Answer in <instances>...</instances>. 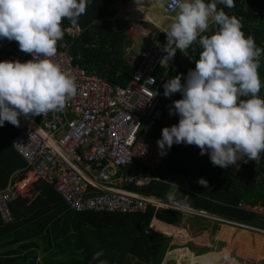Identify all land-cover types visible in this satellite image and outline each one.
I'll return each mask as SVG.
<instances>
[{"label":"trees","instance_id":"trees-1","mask_svg":"<svg viewBox=\"0 0 264 264\" xmlns=\"http://www.w3.org/2000/svg\"><path fill=\"white\" fill-rule=\"evenodd\" d=\"M116 2L90 0L76 22L82 27L81 33L74 38L63 33L62 38L69 43L68 52L88 73H96L113 85H125L134 64L123 55V45L129 43L123 31L127 19L116 15ZM217 8L238 18L243 33L250 35L264 53V0H233V7L217 4ZM66 25L71 23L62 18V29ZM200 50L195 41L181 52L176 50L163 83L177 73L183 82ZM178 98L179 92L167 97L163 117L152 128V136L159 137L162 126L177 122L169 107ZM20 127V123L14 126L8 121L0 126V189L13 172L23 176L25 160L10 144ZM231 166L233 174L223 176L224 168L213 165L207 153L200 155L195 145L174 143L150 172L156 178L133 189L162 199L172 193L184 204L264 229V215L249 210L256 204L264 206V152L258 160H237ZM199 177L207 186L197 183ZM32 187L37 190L32 199L19 194L9 203L11 221L3 222L0 216V264H96L92 255L97 251L102 252L107 264H131L128 258L133 264H161L171 247L170 238L146 228L154 218L158 228L170 232L173 227L167 225H178L184 216L175 209L155 210L153 206L133 213L76 212L67 207L52 185L36 180ZM240 201L243 208L237 206ZM37 247L44 253L42 262L36 260Z\"/></svg>","mask_w":264,"mask_h":264},{"label":"clouds","instance_id":"clouds-1","mask_svg":"<svg viewBox=\"0 0 264 264\" xmlns=\"http://www.w3.org/2000/svg\"><path fill=\"white\" fill-rule=\"evenodd\" d=\"M90 0H0V39L15 41L26 60L0 59V126H18L25 119L59 111L76 94L70 73L52 57L63 37L61 20L76 24ZM217 4L233 7V0H168L174 10L160 46L167 63L176 50L194 41L200 46L193 68L164 81L163 95L179 92L169 107L177 122L162 126L156 140L164 156L176 143L195 145L213 165L225 168L237 160H258L264 152V97L258 95V57L262 49L241 30L234 15ZM181 52V51H180ZM160 59V60H161ZM197 183L207 186L199 177ZM172 199V193L166 194ZM102 252L96 264H107Z\"/></svg>","mask_w":264,"mask_h":264},{"label":"built area","instance_id":"built-area-1","mask_svg":"<svg viewBox=\"0 0 264 264\" xmlns=\"http://www.w3.org/2000/svg\"><path fill=\"white\" fill-rule=\"evenodd\" d=\"M137 3L138 0H117L116 14L122 6ZM164 11H173L168 0ZM62 30L74 38L82 27L76 23ZM123 31L129 40L126 51H131L140 37L145 40L144 52L125 85H113L96 73H88L68 52L69 43L63 38L57 41L52 59L74 78L76 94L66 100L62 110L27 119L18 117L21 127L10 144L26 164L23 176L19 177V171L13 172L0 189L3 222L12 220L9 203L17 195L27 194L31 183L40 180L52 185L67 207L76 212L133 213L153 206L155 210L170 208L184 215L263 230L210 215L207 210L174 197L162 199L133 189L156 178L150 172L162 160L156 145L159 137L150 133L163 117L167 100L163 95V78L173 57L167 63L161 59L164 53L159 44L160 30L146 31L139 21L129 18ZM29 58L14 40L0 39V59ZM158 73L160 76L156 77ZM237 206L244 207L241 201ZM249 210L264 215L263 205L256 204ZM154 221L153 218L146 231H158Z\"/></svg>","mask_w":264,"mask_h":264},{"label":"rangeland","instance_id":"rangeland-1","mask_svg":"<svg viewBox=\"0 0 264 264\" xmlns=\"http://www.w3.org/2000/svg\"><path fill=\"white\" fill-rule=\"evenodd\" d=\"M164 0H151L150 5L152 4L151 8V13L149 14L148 12H145L143 10H141L140 8L142 7L140 1L138 2V5H136L135 7H131V11L133 9H136L138 11H135V13L133 14L134 17L137 21H139L142 25L143 24H151L153 25L157 30H160V34H159V44L160 46H162L166 41H165V33L164 31H162V29H166L168 27V25L172 22L171 19L168 18V16L172 15L173 13H164L162 10L161 6V2L163 3ZM146 3V2H145ZM145 3L143 5H145ZM140 7V8H139ZM125 8H122V10H124ZM122 10L120 9L118 11V13H122ZM157 11V12H156ZM156 12V14H155ZM163 15H167L166 17H164ZM144 45H145V40L144 38L140 37L139 41L137 43H135L132 46V52L134 53H138V54H143L144 52ZM125 51V54H129V51ZM131 56V55H130ZM137 57H133L131 56V61L130 63H134V66L137 64L138 59H136ZM257 73L260 79V90L258 92L259 96H263L264 97V53H262L259 57H258V67H257ZM162 157V156H161ZM229 166V167H228ZM227 167H225L222 171L223 176H231L234 172V169H232L231 165H228ZM175 193V192H173ZM173 195V194H172ZM210 215H215L212 214L210 212H208ZM187 218H193L194 220H197L196 223L194 224L196 228V231L191 230L192 237L189 239V241H191V246L192 248H201L203 250H201L203 253L204 252H208L210 255L208 256H204V261H202L200 258L202 255H200L199 257H195L196 259H193V261H190L189 263H185V261L183 260V257L180 256H176V252L177 250L170 248L169 250H166L163 258H162V263L161 264H257L256 263V256H258V254L253 255L252 253H249L251 251V248L248 252H246L245 254H242V251L239 250L238 247H236L234 245V243L232 242V240L236 237V232L240 233L241 232V228L244 229L245 231H253V232H257L259 234H261L262 236H264V229L263 230H256L255 229H250L249 227H241L238 226L236 224H232V223H226V222H222L216 219H208V218H201L198 216H194L191 215ZM218 224L219 222V227L220 224L223 223V225H226L228 227V229L230 228L231 231H229V233L226 235V231L224 232L223 230L221 232H223L224 234L221 235L222 237L219 238H215L216 235V231H218ZM211 230V234H209V229ZM160 229V228H159ZM158 229V231H160ZM261 229V228H260ZM242 231L241 232V236H244V241H246L247 239H249L250 237L248 236V233ZM162 233H164L165 235H167L170 239V242L173 238H171L173 235L170 232L167 231H160ZM247 234H245V233ZM203 233H207L209 234V236H213L214 238H208V240L206 239L205 241L206 244L203 242V239H199L196 238L195 234H199V236H201L200 238H203L205 236L201 235ZM214 233V234H213ZM245 234V235H243ZM195 236V237H194ZM237 237H239L237 235ZM254 236H252L251 238H253ZM177 238V237H175ZM174 240H177L175 239ZM205 238V237H204ZM224 238V239H223ZM223 239V240H222ZM226 239V240H225ZM194 240V241H193ZM200 240V241H199ZM226 243H225V241ZM262 238H260L258 240V249L261 248L259 250V254L264 252V245L262 243ZM178 241V240H177ZM248 241V240H247ZM179 245L183 244L182 242L178 241ZM223 242V243H222ZM249 242V247H251V242L252 240L248 241ZM176 247V246H175ZM209 249V251H208ZM183 251V249L180 250V253ZM255 256V257H253ZM38 257V256H37ZM36 257V260L39 261L41 260V258L39 257V259ZM130 263L133 264L132 259L128 258ZM135 260V259H134ZM136 261V260H135Z\"/></svg>","mask_w":264,"mask_h":264},{"label":"crops","instance_id":"crops-1","mask_svg":"<svg viewBox=\"0 0 264 264\" xmlns=\"http://www.w3.org/2000/svg\"><path fill=\"white\" fill-rule=\"evenodd\" d=\"M140 1V3H141V5H142V7L140 8L141 10H143V11H145V12H148L149 14L151 13V8L150 7H152V8H154L153 6H152V4L150 5V3H151V0H138V2ZM167 0H164L163 1V3L161 2V6L160 7H162V10H163V12L164 13H166L165 11H164V4H165V2H166ZM146 2V3H145ZM145 3V5H143ZM136 5H138V3L136 4ZM136 5H132V6H130V5H125V6H122L120 9L122 10V8H125L124 10H122V13H118L117 12V14L116 15H120V16H124L126 19H135V18H133L134 17V13H135V11H138V10H136V9H133L132 11H131V7L133 8V7H135ZM157 12V11H156ZM156 12H155V14H156ZM168 13H173L172 15H170V16H168V18L169 19H171V20H173V17H174V10L172 11V12H168ZM167 14V13H166ZM164 17H166L167 15H163ZM136 20V19H135ZM143 27H144V30L146 29V31H149V30H157L153 25H151V24H143ZM123 55L124 56H126L128 59H129V62L131 61V56H133V57H137L136 59H138V58H140L141 56H142V54H138V53H134V52H132V50L131 51H129V54L127 53V54H125V51L123 50ZM131 55V56H130ZM134 64V63H133ZM229 167V166H228ZM230 177V176H229ZM176 193V192H175ZM37 194V190H35L33 187H32V183H31V185L29 186V189H28V192H27V194H25L24 196H27V197H29L30 199H32L35 195ZM174 195L175 194H173L172 195V197H174ZM175 198V197H174ZM189 216H191V215H184L183 216V218H182V220L180 221V223L178 224V225H175V226H173V225H167V224H165V223H162V224H164V225H167V226H170V227H173V229H172V231H170V233L173 235L171 238H173L172 240H171V247L170 248H172V250L173 249H175V250H177V252H176V256H180V257H183V260L185 261V263H189L190 261H193V259H196L195 257H199L200 255H202L201 256V260L202 261H204V256H209L210 254L208 253V252H202L201 250H203V249H201V248H192V246H191V241H189V239L192 237V235H194V234H192V232H191V230L190 229H192L193 231L195 230L196 231V228L197 227H195V223H196V221L197 220H194L193 218H187V217H189ZM215 216H217V217H219L218 215H215ZM216 220H219V219H216ZM155 221H158V220H156L155 219ZM160 222V221H159ZM219 227V226H218ZM209 229V228H208ZM226 231L225 233H226V235L229 233V231H231L230 230V228L228 229V227L226 226V225H223V223H221L220 224V227L218 228V231H216L217 233H216V235H215V238L217 237V238H219V237H222L221 235H223L224 233L223 232H221V231ZM241 230V232L242 231H245L244 229H240ZM241 232L240 233H237L236 232V237L232 240V242L234 243V245L236 246V247H238L239 248V250L240 251H242V254H245L246 252H248L249 250H250V248H251V251L249 252V253H252L253 255H255V254H258V256H256L257 258H256V263L257 264H264V252L263 253H258L259 252V250L262 248H259L258 249V246H261V245H258V243H256V242H258V240L260 239V238H262L263 240H262V243H263V245H264V236H262L261 234H259V233H257V232H253V231H245V232H247L248 233V236L250 237L249 239H247L248 241H250V240H252V242H251V247H249V242L246 240V241H244V236H241L242 234H241ZM244 232V233H245ZM209 234H211V230L209 229V232H208ZM204 234H205V236H204ZM209 234H207V233H203V234H201V235H203L204 237L203 238H200L201 236H199V234L197 235V234H195L196 235V238H199V239H203V242L206 244V242L207 241H205L206 239L208 240V238H214L213 236H209ZM214 234V233H213ZM246 234V233H245ZM245 234H243V235H245ZM237 235L239 236V237H237ZM247 235V234H246ZM252 236H254L253 238H251ZM175 237H177V238H175ZM195 237V236H194ZM174 238L175 239H177L178 241H180V242H182L183 243V241H184V243L181 245H179V242L177 241V240H174ZM220 239V238H219ZM224 239V238H223ZM222 239V240H223ZM226 240V239H225ZM224 240V241H225ZM194 241V240H193ZM200 241V240H199ZM223 243V242H222ZM225 243H226V241H225ZM176 246V247H175ZM5 247V246H4ZM3 247V248H4ZM181 249H183V251L180 253V250ZM1 250V249H0ZM169 251H170V249H168ZM264 250V249H263ZM208 251H209V249H208ZM38 256V257H37ZM44 256V253H42V251L40 250V247H37L36 248V257L39 259V257L41 258V260H39L38 262H42V257ZM253 257H255V256H253Z\"/></svg>","mask_w":264,"mask_h":264},{"label":"water","instance_id":"water-1","mask_svg":"<svg viewBox=\"0 0 264 264\" xmlns=\"http://www.w3.org/2000/svg\"><path fill=\"white\" fill-rule=\"evenodd\" d=\"M124 47H125V45H123V50H124Z\"/></svg>","mask_w":264,"mask_h":264}]
</instances>
